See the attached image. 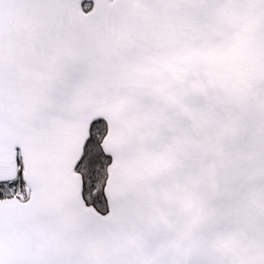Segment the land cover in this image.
Returning <instances> with one entry per match:
<instances>
[{"label": "snow or ice", "instance_id": "6c2138e0", "mask_svg": "<svg viewBox=\"0 0 264 264\" xmlns=\"http://www.w3.org/2000/svg\"><path fill=\"white\" fill-rule=\"evenodd\" d=\"M0 264H264V0H0Z\"/></svg>", "mask_w": 264, "mask_h": 264}]
</instances>
